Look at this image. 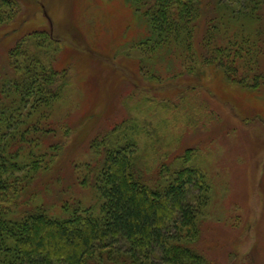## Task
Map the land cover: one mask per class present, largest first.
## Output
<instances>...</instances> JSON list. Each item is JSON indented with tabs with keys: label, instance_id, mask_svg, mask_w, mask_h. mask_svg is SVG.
I'll use <instances>...</instances> for the list:
<instances>
[{
	"label": "trees",
	"instance_id": "obj_1",
	"mask_svg": "<svg viewBox=\"0 0 264 264\" xmlns=\"http://www.w3.org/2000/svg\"><path fill=\"white\" fill-rule=\"evenodd\" d=\"M131 1L155 33L143 48L154 65L158 55L182 57L192 62L189 72L199 62L198 83L213 95L229 85L264 96V0ZM22 5L0 0V264H209L195 247L210 194L203 169L190 163L188 147L179 165H163L153 183L147 181L135 120L90 141L97 159L85 165L81 184L97 190V207L67 200L61 217L48 201L21 200L66 147L65 137L56 136L54 110L72 80L70 67L48 60L62 45L48 8ZM39 13L43 28L23 27ZM148 73L154 85L148 89L161 101L172 100L180 88L171 95ZM95 107L83 114L81 136L93 134L103 114L102 105ZM194 187L199 194L192 196Z\"/></svg>",
	"mask_w": 264,
	"mask_h": 264
},
{
	"label": "rangeland",
	"instance_id": "obj_2",
	"mask_svg": "<svg viewBox=\"0 0 264 264\" xmlns=\"http://www.w3.org/2000/svg\"><path fill=\"white\" fill-rule=\"evenodd\" d=\"M22 4L48 8L62 44L48 60L54 59L56 68L70 67L72 80L54 110L56 136L65 137L66 147L51 171L37 177L21 200L48 201L55 207L51 213L61 217L66 216L62 204L67 200L82 208L97 207V190L81 184L85 165L97 159L90 141L118 122L135 120L141 127L140 164L147 181L153 183L163 165H179L188 147L190 163L203 169L210 194L195 247L209 264H264V96L243 88L234 91L229 85L213 95L198 83L199 62L189 72L192 62L182 57L158 55L154 65L143 48L155 33L131 0ZM44 23L39 13L23 27L43 28ZM195 46L202 52L198 40ZM148 72L159 76L171 95L174 89L180 92L161 101L148 89L154 86ZM169 78L171 83L164 81ZM95 105H102L103 114H98L93 134L87 137L84 131L81 136L83 114L95 112ZM46 181L48 186L43 185ZM197 194L199 188L194 187L191 195Z\"/></svg>",
	"mask_w": 264,
	"mask_h": 264
}]
</instances>
